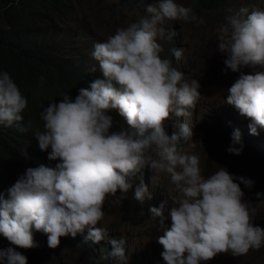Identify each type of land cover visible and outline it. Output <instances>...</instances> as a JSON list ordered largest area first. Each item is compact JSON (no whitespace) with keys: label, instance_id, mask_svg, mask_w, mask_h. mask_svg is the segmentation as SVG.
<instances>
[{"label":"clouds","instance_id":"1","mask_svg":"<svg viewBox=\"0 0 264 264\" xmlns=\"http://www.w3.org/2000/svg\"><path fill=\"white\" fill-rule=\"evenodd\" d=\"M146 13L150 15L94 43L91 57L96 64L91 71L101 75L90 87L80 88L74 99L64 92L60 102L50 100L40 112L44 130L37 129L34 137L41 151L50 149L47 159L57 163L27 168L6 194L0 192V235L15 246L0 248V264H27L16 248L38 247L34 231L47 235L49 248L58 247L61 237L75 238L85 229V241L105 240L107 228L97 225L109 197L121 205L132 190L141 204L153 199L146 185L149 169L143 176L146 166L155 175L170 177L177 192L171 196L170 227L165 225V202L149 208L152 218H159L162 234L157 242L165 264H206L218 254L239 257L264 247V228L254 223L259 204L245 199L240 187L251 189L254 181L222 166L205 174L199 153L183 150L185 142L197 147L191 127L179 124L171 134L165 128L171 116H189L201 94L197 80H185L172 60L161 55L164 48L158 41L176 35L163 25L166 20L205 21L177 0H156ZM215 34L225 68L239 73L226 90L225 103L249 119L250 134L258 135L257 129H264V9L229 7ZM171 53L179 61L183 48L173 47ZM245 67L253 71L245 74ZM27 104L10 74L0 71V126L28 131L31 121L25 125L22 115ZM112 110L126 127L112 130ZM243 148L241 133L235 130L227 152L239 156ZM262 196L256 193L264 203ZM125 242L108 239V256L118 264H127Z\"/></svg>","mask_w":264,"mask_h":264},{"label":"rangeland","instance_id":"2","mask_svg":"<svg viewBox=\"0 0 264 264\" xmlns=\"http://www.w3.org/2000/svg\"><path fill=\"white\" fill-rule=\"evenodd\" d=\"M68 2L71 4V9H68L67 17L59 24H54L53 29L59 34L76 35L73 40L75 49L70 51V55L87 72H92L91 69L96 64L91 57L94 43L102 42L107 36L114 34L117 27L127 26L141 16L150 15L146 13V8L154 4L156 0H143V2L141 0H68ZM177 2L192 8L193 0H177ZM255 2L256 8L264 9V0H255ZM233 8H238V6ZM225 15V9L197 14L198 17L203 18L204 24L165 21L163 25L165 30L174 31L176 35L171 41H158L164 48L161 55L172 60L173 67L184 73L185 80H197L200 84L198 91L201 94L196 107L191 109L189 116L175 117L173 115L165 121V128L171 134L178 130L179 124L186 123L191 127L193 132L191 141L197 142V147L190 148V142H185L183 150L199 153L201 168L205 174L215 172L218 167L222 166L236 177L242 176L254 181L251 189L244 188L243 184H240V187L245 193V199L251 201L253 206L259 204L258 215L254 223L264 228V203L259 202L256 197L258 192L264 194V129L258 128V135H251L248 128L251 121L239 115L233 106L225 103L226 90L239 76L238 72L233 73L225 68L223 61L226 57L216 50L215 29L219 23L223 22ZM173 47L183 48V55L179 61L172 56ZM241 71L249 74L253 69L245 67ZM108 114L113 117V122L120 117L115 110ZM207 117L219 125L221 131L219 146L215 147L207 134V128L204 126ZM119 127L113 123L112 130H118ZM235 130L241 133L244 144L239 156L227 152L231 144V135ZM181 143L183 144V141ZM146 168L149 169L146 185L150 187L153 199L141 204L132 197V190L127 194L128 199L123 200L121 205L113 204V197H109L103 209L105 216L97 225L107 228L109 237L95 242L91 256L83 255L81 244L78 247L79 241H85L87 235V229H85L75 238L71 236L60 238V244L56 247L60 250L58 260L54 259L58 255L52 256L48 252V244L40 242L41 237L34 235L38 247L26 249L31 261L34 264H118L110 257L111 262L107 263L105 253L111 251L108 239L123 238L126 241L127 264H165L161 256L163 247L157 242V237L162 234L158 226L159 218L154 220L149 208L158 207L165 202V225L170 227L169 213L174 206L171 196H177V192L170 182V177L166 174L155 175L146 166L143 176ZM236 182L239 183V181ZM261 199H264V196ZM135 205L138 215L145 219L135 225H119V222L123 221L129 212V208ZM6 247V239H0V248ZM206 264H264V247L258 251H249L247 255L239 257L231 254H218Z\"/></svg>","mask_w":264,"mask_h":264},{"label":"trees","instance_id":"3","mask_svg":"<svg viewBox=\"0 0 264 264\" xmlns=\"http://www.w3.org/2000/svg\"><path fill=\"white\" fill-rule=\"evenodd\" d=\"M67 1L0 0V71H7L26 97L28 104L22 113L24 124L31 121L26 132L18 131L15 126H0V192L5 194L27 168L41 164L54 167L57 163L47 159L50 149L41 151L34 137L37 129L44 130L40 112L51 102H60V95L64 92L74 99L80 88L90 87L92 81L101 75L87 72L70 55L75 49L73 40L76 35L59 34L53 29L54 24L65 20L68 9H71ZM242 5L257 7L255 0H193L192 9L200 14ZM205 122L210 140L215 147L219 146L221 131L218 123L208 117ZM113 123L126 127L121 117ZM24 151L26 155H22ZM144 219L138 215L135 205L129 208L119 225H135ZM33 235L40 236L39 241L47 243L46 234L34 231ZM0 239L6 238L0 235ZM79 244L83 255H92L95 242L79 241L78 247ZM7 247L15 246L7 241ZM16 250L27 257V264H34L26 249ZM47 250L52 256L58 255L54 259H59V249L47 246ZM109 252L105 253L107 263L111 262L107 256Z\"/></svg>","mask_w":264,"mask_h":264},{"label":"water","instance_id":"4","mask_svg":"<svg viewBox=\"0 0 264 264\" xmlns=\"http://www.w3.org/2000/svg\"><path fill=\"white\" fill-rule=\"evenodd\" d=\"M146 178H148V172L146 173ZM138 202V201H137Z\"/></svg>","mask_w":264,"mask_h":264},{"label":"bare ground","instance_id":"5","mask_svg":"<svg viewBox=\"0 0 264 264\" xmlns=\"http://www.w3.org/2000/svg\"><path fill=\"white\" fill-rule=\"evenodd\" d=\"M107 255V254H106ZM108 256V255H107Z\"/></svg>","mask_w":264,"mask_h":264}]
</instances>
